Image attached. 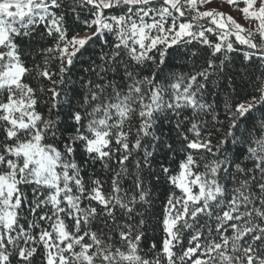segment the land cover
<instances>
[{
  "label": "snow or ice",
  "instance_id": "1",
  "mask_svg": "<svg viewBox=\"0 0 264 264\" xmlns=\"http://www.w3.org/2000/svg\"><path fill=\"white\" fill-rule=\"evenodd\" d=\"M212 2L0 0V264H264V0Z\"/></svg>",
  "mask_w": 264,
  "mask_h": 264
},
{
  "label": "trees",
  "instance_id": "2",
  "mask_svg": "<svg viewBox=\"0 0 264 264\" xmlns=\"http://www.w3.org/2000/svg\"><path fill=\"white\" fill-rule=\"evenodd\" d=\"M231 55L233 57V64L231 66V71L234 74H238L236 78H237V80H239L240 75H242L243 72H244V69L241 66L242 65L241 57H240V55L238 53H233ZM177 63H179V62H177ZM79 68H80V65H77V69H76L77 72H79ZM220 97H221V99H223L224 98V94L221 93ZM213 99H215V97ZM164 130L167 131V127H165Z\"/></svg>",
  "mask_w": 264,
  "mask_h": 264
},
{
  "label": "rangeland",
  "instance_id": "3",
  "mask_svg": "<svg viewBox=\"0 0 264 264\" xmlns=\"http://www.w3.org/2000/svg\"><path fill=\"white\" fill-rule=\"evenodd\" d=\"M218 4H219V0H213V2L210 5H208L207 7L216 8L218 6ZM201 10H203V8ZM219 10L233 15L238 20V22H240L245 27L247 26L246 23L240 18V14L236 13V12H231L230 9L226 5L220 7Z\"/></svg>",
  "mask_w": 264,
  "mask_h": 264
}]
</instances>
